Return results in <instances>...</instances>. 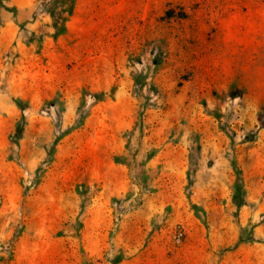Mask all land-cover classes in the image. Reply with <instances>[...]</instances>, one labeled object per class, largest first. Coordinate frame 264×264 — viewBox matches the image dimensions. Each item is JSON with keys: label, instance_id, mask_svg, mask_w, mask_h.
Instances as JSON below:
<instances>
[{"label": "rangeland", "instance_id": "obj_1", "mask_svg": "<svg viewBox=\"0 0 264 264\" xmlns=\"http://www.w3.org/2000/svg\"><path fill=\"white\" fill-rule=\"evenodd\" d=\"M89 3L0 0V264H264V0Z\"/></svg>", "mask_w": 264, "mask_h": 264}, {"label": "crops", "instance_id": "obj_2", "mask_svg": "<svg viewBox=\"0 0 264 264\" xmlns=\"http://www.w3.org/2000/svg\"><path fill=\"white\" fill-rule=\"evenodd\" d=\"M13 0H3L6 4ZM17 1H28V0H17ZM144 0H89L90 8L96 9V13L92 16L102 19V23L105 24V35H107V39H120L122 36H119L120 33L117 32L118 27L120 25H124L127 23V19H131L132 23L138 22L137 19H142L143 17L151 19V14L149 10L151 9L149 0H146V3L143 2ZM78 1H76L75 9H79ZM75 12L71 19H74L77 15ZM151 23L152 20H145V23ZM110 30H112L110 32ZM118 34H117V33ZM117 34L118 36L115 37L114 35ZM112 35V36H108ZM169 250L173 253V249L169 248ZM164 262L162 263V261ZM131 261L121 260L117 264H130ZM68 264H77L76 262H70ZM82 264V262L80 263ZM147 264V263H141ZM155 264H173V259L170 257H165V259L157 258Z\"/></svg>", "mask_w": 264, "mask_h": 264}, {"label": "built area", "instance_id": "obj_3", "mask_svg": "<svg viewBox=\"0 0 264 264\" xmlns=\"http://www.w3.org/2000/svg\"><path fill=\"white\" fill-rule=\"evenodd\" d=\"M182 236H183V232H182L181 230H179V231L175 234L174 239L176 240V242H179V241L181 240Z\"/></svg>", "mask_w": 264, "mask_h": 264}]
</instances>
